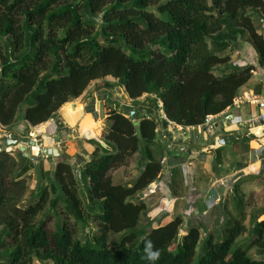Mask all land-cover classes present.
<instances>
[{"label":"trees","instance_id":"1","mask_svg":"<svg viewBox=\"0 0 264 264\" xmlns=\"http://www.w3.org/2000/svg\"><path fill=\"white\" fill-rule=\"evenodd\" d=\"M258 12L264 0H0V123H44L91 82L106 80L107 88L124 87L135 105L146 95L144 103L162 108L165 122L198 126L232 106L264 67ZM245 37L258 65L232 61L233 44ZM119 106L110 111L108 146L91 140L96 149L83 163L84 185L65 153L52 171L55 185L43 182L42 169L35 196L24 200L34 163L21 151V159L0 152V264H149L146 240L160 252L155 264H264L250 254L264 249V220H255L251 238L235 249L247 230L243 219L227 225L223 240L203 237L199 226L182 234L181 216L155 228L141 224L147 204L138 194L159 178L161 160L149 158L131 186L112 173L139 151L141 139L149 150L158 121L140 107L135 126L126 116L132 108ZM52 212L56 227L49 225ZM91 219L96 227L77 238V227L86 229Z\"/></svg>","mask_w":264,"mask_h":264},{"label":"crops","instance_id":"2","mask_svg":"<svg viewBox=\"0 0 264 264\" xmlns=\"http://www.w3.org/2000/svg\"><path fill=\"white\" fill-rule=\"evenodd\" d=\"M103 82L95 80L80 97L71 101L81 106L76 114L68 113V110L62 108L58 113L61 122L55 116L37 125L35 137L28 136L33 131L29 130L27 121H24L26 124L18 122L12 128L0 124L1 146H10L14 152L16 148L9 142L15 139H19L21 143L36 140L38 146L31 142L27 151L30 158L36 157L31 159L36 163L33 168L41 167L40 173L35 172L39 178L42 169L46 174L52 173L65 153L73 156L81 170L84 161H89L96 149L91 140L106 144L104 136L111 129V109L120 105L118 110L131 107L138 113L141 107L142 113H151L158 121L157 136L149 150L145 149V142L141 139L139 151L130 157L126 165L112 173L116 182L131 186L144 170L149 158L160 159L161 162L167 158L162 164L163 170L159 178L138 194V198L147 204V209L141 216V224L155 228L181 216L183 234L187 233L190 226H199L203 237H206L207 233L222 229L236 219H243L246 232L249 225L252 229L255 220H264V159L260 149L264 137L259 135V127L248 122L251 117L261 113L257 104L233 103L219 113L217 134L210 137L203 133L199 125L183 127L165 122L166 115L162 108L157 110L144 103L146 95L141 96V103L135 105L124 87L107 88ZM239 94L264 95L263 67L254 71L252 78L240 88ZM71 102L64 107L67 108ZM162 105L160 101L159 106ZM89 112L96 119L95 131L94 125H90V120L86 119ZM95 113H101L102 116L98 117ZM126 116L129 117V113ZM84 117L86 118L81 122ZM61 123L64 124L62 127L59 126ZM84 123L86 126L82 128ZM88 132L91 135H87ZM9 134L11 139L7 137ZM62 142H66L65 147H61ZM55 144L59 146L61 156H37L41 148ZM107 146L106 144L104 147ZM35 182L36 185L39 184L38 180ZM38 189L39 187L35 190ZM145 215L148 218L146 221L143 220ZM259 256L261 254L258 253L256 257Z\"/></svg>","mask_w":264,"mask_h":264},{"label":"rangeland","instance_id":"3","mask_svg":"<svg viewBox=\"0 0 264 264\" xmlns=\"http://www.w3.org/2000/svg\"><path fill=\"white\" fill-rule=\"evenodd\" d=\"M98 18H100V17H98ZM255 19H256V21H257V24H258V28H259V31L261 32V33H263L264 34V13H262V12H258L257 14H256V16H255ZM97 22L98 23H100L101 22V19H98L97 20ZM97 23V24H98ZM101 42H103V39L101 40ZM233 50H234V52H232V54H233V56H232V61L234 62V63H236V64H238V65H246V63H252V64H256V65H258V63H257V56H256V53H255V50H254V48H253V46L248 42V40H247V38L245 37L244 39H243V41H239L238 43H234L233 44ZM232 50V51H233ZM258 67H260V66H258ZM264 68V67H263ZM107 81H111V82H115L116 81V79L115 78H113L112 76H108L107 78ZM98 81V80H97ZM101 81H103V80H99V82H101ZM104 81H106V80H104ZM94 82V81H93ZM93 82H91V84L93 83ZM90 84V85H91ZM116 86V85H115ZM116 90V88L114 89V91ZM103 96V95H102ZM71 103H73V102H71ZM70 103V104H71ZM70 104H68L67 105V108H66V106L64 107V106H62L59 110H62V108L63 109H66V110H68V113H72V114H76L77 113V111L79 110V108H81V106H78V105H75V107L73 108V106L72 105H70ZM93 106H95L94 104H93ZM26 107V103H24L23 105H22V108H25ZM58 113H59V111H58ZM57 113V115H56V118L57 119H59V121L61 122L62 120H61V118H60V115ZM90 113V112H89ZM91 113L90 114H87V116L86 117H88V118H86V117H84L82 120H81V122L86 118V119H89L90 120V125H94V131H95V129H96V125H95V121H96V119L94 120L92 117H91ZM95 115L96 116H102V114L101 113H95ZM25 120L24 119H21V120H19L18 122H21V123H25L24 122ZM17 122V123H18ZM16 123V124H17ZM28 123V122H27ZM1 124V123H0ZM16 124L14 125V126H16ZM26 124V123H25ZM2 125V124H1ZM0 125V126H1ZM26 125H28V127H29V130L31 131H36L35 129H36V126H33V125H30L29 123L28 124H26ZM64 124L63 123H61L59 126L60 127H62ZM86 126V123H84L83 125H82V128H84ZM96 126V127H95ZM90 127V126H89ZM90 129H92V127H90ZM203 133H204V131H203ZM28 136H32V137H35L36 136V134H34V135H28ZM61 144V147H65L66 146V142H62V143H60ZM16 148V147H15ZM19 149L18 148H16V150L14 151V152H12L13 153V155H15V156H17L19 159H21V157H20V153H19ZM76 156H79V154H76ZM30 158V157H29ZM80 158H82V156H80ZM30 159H32V157L30 158ZM33 161V160H32ZM33 163L34 164H36L35 163V161H33ZM37 171H39V173H40V171H41V167L40 168H33L31 171H29L28 172V188H27V192H26V194H25V196H24V200H29L30 198L29 197H34L35 196V193H32L35 189H37L40 185H41V183H42V181H41V174H40V178H39V176H38V174H35V172H37ZM78 172H79V175L77 176L78 177V179H79V177H80V175H81V172H82V169L80 170V169H78ZM43 173H45L46 174V172L44 171ZM42 173V174H43ZM43 177V176H42ZM45 180L43 181L46 185H50L51 187H53L55 184H54V181H53V177H52V173H50V172H48L46 175H45ZM36 180H38V182H39V184H37L36 185ZM80 181H81V179H79ZM81 183L84 185V181H81ZM88 188H89V186L88 185H86V186H81V193H82V197L84 198V199H86L87 198V190H88ZM59 190V189H58ZM48 207V206H47ZM52 213H54L53 215H52V220L50 221V223H49V225H50V227H56L57 225H58V223H57V220H58V216L57 215H55V212H52ZM43 216V213H41L39 216H38V218H41ZM239 218V217H238ZM148 218H147V215H145L144 216V221H146ZM247 223H249V221H246ZM89 227H87L86 229H84V228H82L81 226H78L77 227V230H76V232H77V234H76V237L77 238H79V239H82V240H85V230H86V232H88L89 231V229H93V228H95L96 227V223L91 219L90 220V222H89ZM225 228H227V226H224L222 229H216V231H213V232H211V233H213V235L215 236V238H216V240H223L224 238H225V236H226V232H225ZM183 234V233H182ZM209 233H207V235H208ZM251 234H252V232H251V229H250V225H249V229H248V231L247 232H245L243 235H241V236H239L238 238H237V240H236V242L234 243V246H233V248L235 249V248H237L238 246H240V245H242V244H244V243H246V242H248V240L251 238ZM202 236H203V234H202ZM205 236V235H204ZM200 249V247H198V251H200L199 250ZM261 254V256H259V258H264V249H260V248H254V249H252L251 250V253L250 254H252V255H255V257L257 256V254ZM40 262H39V260H36L35 262H34V264H39Z\"/></svg>","mask_w":264,"mask_h":264},{"label":"built area","instance_id":"4","mask_svg":"<svg viewBox=\"0 0 264 264\" xmlns=\"http://www.w3.org/2000/svg\"><path fill=\"white\" fill-rule=\"evenodd\" d=\"M244 102H254L255 104L258 105V107L261 110V113L259 115H256L254 117H251L248 122L255 124L257 127H259V129L262 127L261 122L264 121V95H237L236 98L234 99V103H244ZM219 114H209L206 116V118L204 119V121L199 125V127H201L202 131H204L208 136L210 137H214L217 134V117ZM259 135H262L264 137V126L262 127L261 132L259 133ZM8 138L11 139V135L9 134L7 136ZM26 143L28 144V141H26ZM41 146V145H40ZM12 149V147L8 146V147H2L0 144V152L1 151H10ZM261 149V155L264 159V142L263 144H261L260 146ZM165 158L164 160H162V164H164L166 162Z\"/></svg>","mask_w":264,"mask_h":264},{"label":"water","instance_id":"5","mask_svg":"<svg viewBox=\"0 0 264 264\" xmlns=\"http://www.w3.org/2000/svg\"><path fill=\"white\" fill-rule=\"evenodd\" d=\"M71 105L73 106V108L75 107V103H72ZM119 111H121V110H119ZM135 113H136L135 110H131L130 114H129V118L134 120V125L135 126H138L140 124V121L134 119L135 118ZM165 125H166V123H165ZM261 125H262V127L264 126V121L261 122ZM262 127L259 129L258 133L261 132ZM34 134H35V131L32 132V135H34ZM9 143H11L12 145H15L17 148H19L24 153V155L26 157H30V153L27 151V147L28 146L23 144V143H21L19 141V139H15V140H13L12 142H9ZM30 143L32 145H34V146H38V143H37L36 140L30 141ZM103 145L106 146L105 143H103ZM61 154L62 153L60 151L59 146L57 144H55V145L50 146V147L48 146V147L41 148L38 151V155L37 156H55V157H59V156H61ZM32 159L34 160V159H36V157H32Z\"/></svg>","mask_w":264,"mask_h":264},{"label":"clouds","instance_id":"6","mask_svg":"<svg viewBox=\"0 0 264 264\" xmlns=\"http://www.w3.org/2000/svg\"><path fill=\"white\" fill-rule=\"evenodd\" d=\"M26 141L23 144H25L28 147H30L31 146L30 142L28 141V144H27ZM9 145H11V144H9ZM13 146H15V145H13ZM6 152H11V150L10 151H6ZM144 252H145L146 259L149 261V264H155V261L159 258L160 252H159L158 249L155 248V246L153 245L151 240H146L145 241Z\"/></svg>","mask_w":264,"mask_h":264},{"label":"bare ground","instance_id":"7","mask_svg":"<svg viewBox=\"0 0 264 264\" xmlns=\"http://www.w3.org/2000/svg\"><path fill=\"white\" fill-rule=\"evenodd\" d=\"M92 114V113H91ZM35 134H36V132H35ZM87 135H91V132H88V133H86Z\"/></svg>","mask_w":264,"mask_h":264}]
</instances>
